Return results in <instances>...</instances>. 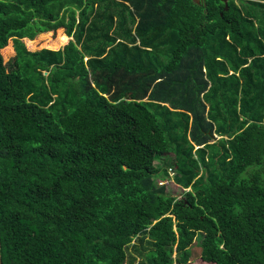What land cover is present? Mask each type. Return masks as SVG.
Segmentation results:
<instances>
[{"label": "trees", "instance_id": "1", "mask_svg": "<svg viewBox=\"0 0 264 264\" xmlns=\"http://www.w3.org/2000/svg\"><path fill=\"white\" fill-rule=\"evenodd\" d=\"M227 1L0 0L3 264H264V0Z\"/></svg>", "mask_w": 264, "mask_h": 264}, {"label": "rangeland", "instance_id": "2", "mask_svg": "<svg viewBox=\"0 0 264 264\" xmlns=\"http://www.w3.org/2000/svg\"><path fill=\"white\" fill-rule=\"evenodd\" d=\"M50 33V32H49ZM41 33V34H39L37 37H36V42L37 41H40L41 39L43 40L42 41V43L39 45V46H36V44L35 43H31V41H29V40H26L25 39V41H26V44H27V46H28V48H30V49H33V50H37V49H40V48H42V47H45V46H48V44L49 45H51V47H54V46H52V44H50V39H51V37L53 36L52 35V33ZM34 44V45H33ZM59 46H60V44H59ZM160 177V174H158V175H156L155 176V178H159ZM169 184L167 185L168 186V188L170 187V188H173V189H177V187H178V184H176L175 182H173V181H169L168 182ZM174 193H176V192H174ZM197 242H198V240L193 244L194 246L193 247H195L196 249H198V247H197ZM198 261V262H197ZM194 262V263H193ZM190 264H207V263H203L202 261H200V259H199V254H198V252L196 251V254H195V259H193L191 262H190Z\"/></svg>", "mask_w": 264, "mask_h": 264}, {"label": "clouds", "instance_id": "3", "mask_svg": "<svg viewBox=\"0 0 264 264\" xmlns=\"http://www.w3.org/2000/svg\"><path fill=\"white\" fill-rule=\"evenodd\" d=\"M197 2H199V0H197ZM226 2H228L227 0H226ZM228 4V3H227ZM169 171H170V173H169V179L167 180V181H161L160 179H159V181H158V184L159 185H162V184H164V183H168L169 181L171 182V181H173L174 182V174L176 173L174 170H172L171 168L169 169Z\"/></svg>", "mask_w": 264, "mask_h": 264}, {"label": "water", "instance_id": "4", "mask_svg": "<svg viewBox=\"0 0 264 264\" xmlns=\"http://www.w3.org/2000/svg\"><path fill=\"white\" fill-rule=\"evenodd\" d=\"M46 73H48V72H46ZM0 264H3V262H2V255H1V238H0Z\"/></svg>", "mask_w": 264, "mask_h": 264}, {"label": "crops", "instance_id": "5", "mask_svg": "<svg viewBox=\"0 0 264 264\" xmlns=\"http://www.w3.org/2000/svg\"><path fill=\"white\" fill-rule=\"evenodd\" d=\"M72 38V37H71Z\"/></svg>", "mask_w": 264, "mask_h": 264}]
</instances>
